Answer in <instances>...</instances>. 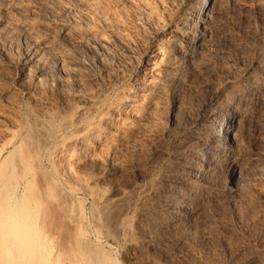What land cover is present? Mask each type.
Listing matches in <instances>:
<instances>
[{
	"label": "bare ground",
	"instance_id": "obj_1",
	"mask_svg": "<svg viewBox=\"0 0 264 264\" xmlns=\"http://www.w3.org/2000/svg\"><path fill=\"white\" fill-rule=\"evenodd\" d=\"M253 1L258 20H264V0ZM247 2L157 0L153 8L142 3L144 9L151 8L147 12L153 34L160 37L146 64L148 78L138 80L144 84L134 83L121 92L107 84L61 97L63 89L55 91L50 76L53 68L72 77L80 75L86 68L78 44L109 35L91 18L97 0H0V56L9 60L21 44L28 47L19 59L21 67L14 70L17 82L0 76V96L10 109L7 126L0 130L5 134L0 140V264L118 263L87 238L82 200L75 202L78 197L66 194L68 199L62 185L93 199L92 222L101 236L106 231L116 238L118 226L135 210L137 231L147 229L160 236V229L184 225L194 217L195 209L188 207L200 192L215 188L209 189L210 181L224 172L238 174L246 121L240 111L264 89V30L247 70L217 74L212 61L224 56L217 53L223 52L218 49L223 41L238 43L239 48L249 42L253 46L238 27L229 30L232 18L251 11ZM151 47L150 42L147 48ZM21 94L20 101H12ZM168 99L169 125L163 122ZM196 99L202 101L199 112L183 111V103ZM164 125L168 127L161 131ZM178 133L184 137L167 153L168 141ZM148 139L154 142L150 161L140 163L139 157L137 162H126L123 152L146 147ZM107 154L111 163L105 170L100 156L107 159ZM117 177L128 180L124 182L128 185L118 183ZM106 179L120 185L101 188ZM137 231L127 242L129 250L141 255L156 243L148 234L137 238ZM237 258L239 263H234L240 264L241 256Z\"/></svg>",
	"mask_w": 264,
	"mask_h": 264
},
{
	"label": "rangeland",
	"instance_id": "obj_2",
	"mask_svg": "<svg viewBox=\"0 0 264 264\" xmlns=\"http://www.w3.org/2000/svg\"><path fill=\"white\" fill-rule=\"evenodd\" d=\"M247 1L248 8L251 10L249 11L250 13L238 14L232 18L229 22V30L232 28L236 30L238 27L239 31L238 29L237 31L242 37L244 36L247 40L251 41V43L253 42V46L250 45V42L248 44H240L241 48H246H242L245 49V51L239 48V45L237 46L238 43H234L233 41L226 40L221 42L223 48L221 47V49H218L222 50L224 53L218 50H216V52L218 51L217 53H221L224 56L219 55L220 58L214 59L216 60V64L214 60L212 61V68L214 67L215 73L217 74L220 73L221 75H225L228 71L234 72V70H236L240 72L244 69L247 70L254 61V48H257L259 44V37L264 30V28H262L264 27L262 24L264 20H258L260 14L257 11L254 1ZM146 2L151 8L157 7V0H97V4L92 12L94 16L91 18L94 19V23L96 22V26L103 28L109 35L106 36V39L99 40L95 38L88 43L78 44L76 49L78 54L84 59L86 68L85 72L80 75L78 74V78V75L75 76L76 78L66 75L67 73H65V71L64 73L66 76H64V73H60L59 69L53 68L52 70L51 66L49 73L52 71L54 72L50 76L52 79L54 78L53 84L56 86L55 91L65 89L64 91H60L62 94L60 92H57V94H61L62 97L63 95H69L68 92L71 93L70 91L73 90L86 93L87 91L98 90L99 88L102 89L107 84L115 88L114 92H121L131 87L134 83L139 86L144 84L143 81L148 78L147 75L144 76L146 72L145 69L147 68L146 64L151 58L155 45L160 38L154 37V27L149 20V12H147L150 11L151 8L149 7V10L144 9V4H146ZM242 2L244 3V1ZM136 5L141 6V9L138 11L135 10ZM247 37H249V39ZM252 37L256 39H252ZM150 42L152 43V47L148 49L147 46ZM234 44L243 52H239L241 50H238ZM27 48L24 42L21 44L19 51H11V55H13L12 59L8 60V58L0 56L1 77H5L9 82H17L18 78L15 77L14 70L17 67H21L19 59L24 55ZM223 57L225 60H223ZM140 59L144 60V64L139 63ZM220 63L221 65L224 63V66H221ZM246 66L248 68H246ZM263 70L264 68L262 71ZM221 72H223V74ZM61 74L64 77L60 76ZM60 77L63 80L59 79ZM65 78H67L66 80L69 78L68 81L70 82L67 81L65 83ZM62 86L63 88H61ZM255 97L250 101L251 103H248L249 107L246 106L240 111L243 113V116H246V121L244 122L245 129H243L244 131L242 130L245 134V138H241V146L243 145L245 148L243 149L242 146L241 152L239 151V162H237L238 174L232 177L228 172H224L219 179H216L217 182L215 179L210 181L211 184H209V189L210 187L212 189L214 186V191L208 190L204 193L200 192V195L198 194L193 200L195 204L191 203L193 208L191 205V207L189 206L190 208L188 207V211L195 209L192 211L195 212L193 215L194 217H191V219L189 217L188 222L186 221L184 225L172 226L169 230L168 228L162 230L158 228L157 230L160 229L159 231L161 232L160 236H158L159 232L156 231L155 233L158 235L154 232L150 235L151 233L147 229L142 231L143 233L141 232L142 235L137 231V226L135 225L139 219L137 214L138 210H135L130 217H127L125 223L118 226L117 229L119 231L116 229V231H118L115 234L116 238L114 235H109L106 231H104L101 236V234L97 233V230L95 231L96 227L94 228L95 224L92 222V218L94 217L93 214H91L93 211L91 212L90 208H92V203L94 205L93 199L90 197L88 198V195L83 192L80 193V191H76L77 194L75 191L71 192L67 185H62V191L65 196L67 194L74 199L78 197L79 201L72 198L70 200L71 203L74 201L80 202L82 200L81 205L83 208H81L84 209L82 212H84L83 221L87 229V238L106 250V252L118 262L117 264H232L237 256L238 258L241 256V263L243 262L244 264H250L251 261L248 263L249 259L252 261L257 259L260 264H264V258L262 257L264 255V89L257 92ZM22 98V94L18 97L14 96L12 101L18 102ZM194 101H192L193 103L189 101H187L186 104L183 103V111L190 109V112H199L202 101L199 99ZM170 109L171 101L167 102L166 105L165 121L163 120L164 124L169 125L170 123ZM9 110L10 109L5 105L0 96V130H4L7 126ZM183 117H185V115ZM168 125L162 126L163 128L161 127V131L165 126L168 127ZM244 134H242V137H244ZM4 137V132L0 131V140ZM182 137H184V135L178 133L168 141L169 149L167 153L175 149L178 138ZM146 142L148 143L146 147L134 148L133 146L127 148L126 151L123 152L124 154H122L125 161L134 162L136 160L137 162V159L140 157L139 160L141 159V162L138 160L140 163H142V160L143 162L145 160L147 161V159V162H149L154 154V142L150 139L145 141V143ZM99 152L101 151L99 150ZM106 152L102 151L103 154ZM106 156L107 159H105V155L100 156V160L103 159L105 161V163H102L104 162L103 160L102 162L100 161L102 165L104 164L105 170L109 168L108 166H110L111 163L108 160L109 155L107 154ZM116 159L117 158H115V160ZM118 159L117 161H119ZM102 165L101 168L103 167ZM104 168H102L101 171H105ZM101 171L97 170V172ZM116 180L120 184L123 183V185H128L127 183H129L127 179V181H125L124 178L120 179V177H117ZM116 180H103L100 186L101 188L103 186L104 188L106 187L105 189H110L112 188L111 186H115V184L120 185L116 183ZM112 182L115 183L112 184ZM124 182L127 183L125 184ZM209 193L212 194L210 195ZM68 196L66 197L68 198ZM140 205L141 203L138 204V207ZM195 205L197 209L194 207ZM98 206V209H101L104 203ZM134 226L136 227L135 230ZM135 231H137L136 235L138 234V236H136L137 238L148 234L146 235L147 238L149 237L155 240L156 245L151 246L148 250L149 252L147 251V253L141 255L129 250V242H127V239L130 238L131 234H135ZM145 231L146 233H144ZM126 232L129 233L127 234ZM216 250L217 253L213 254ZM241 250H244L243 253ZM238 251H240V253ZM247 259L248 261H246ZM261 259L263 261H260ZM231 261L233 262L231 263ZM238 261L237 263H239Z\"/></svg>",
	"mask_w": 264,
	"mask_h": 264
}]
</instances>
